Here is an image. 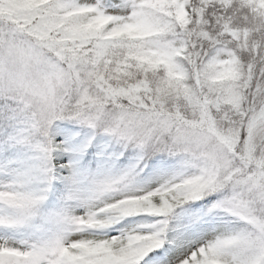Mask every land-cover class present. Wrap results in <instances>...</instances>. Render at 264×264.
<instances>
[{
	"label": "snow or ice",
	"instance_id": "6c2138e0",
	"mask_svg": "<svg viewBox=\"0 0 264 264\" xmlns=\"http://www.w3.org/2000/svg\"><path fill=\"white\" fill-rule=\"evenodd\" d=\"M0 264H264V0H0Z\"/></svg>",
	"mask_w": 264,
	"mask_h": 264
}]
</instances>
